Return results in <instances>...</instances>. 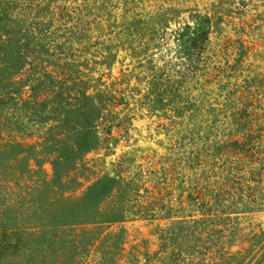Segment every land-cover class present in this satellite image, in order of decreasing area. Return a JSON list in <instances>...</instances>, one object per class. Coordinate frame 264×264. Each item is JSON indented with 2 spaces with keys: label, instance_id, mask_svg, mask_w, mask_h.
I'll return each mask as SVG.
<instances>
[{
  "label": "rangeland",
  "instance_id": "obj_1",
  "mask_svg": "<svg viewBox=\"0 0 264 264\" xmlns=\"http://www.w3.org/2000/svg\"><path fill=\"white\" fill-rule=\"evenodd\" d=\"M58 5L100 140L0 50V264H264V0Z\"/></svg>",
  "mask_w": 264,
  "mask_h": 264
},
{
  "label": "trees",
  "instance_id": "obj_2",
  "mask_svg": "<svg viewBox=\"0 0 264 264\" xmlns=\"http://www.w3.org/2000/svg\"><path fill=\"white\" fill-rule=\"evenodd\" d=\"M58 1L66 0H0V22L5 23L7 19H16L24 23L23 35L20 38L12 37L9 34L10 31L6 32L3 25H0V31L6 32L3 35L5 38H0V50H3L2 61L5 62L7 75L23 72L27 70L25 68L29 64L33 76L28 75L26 80H33L32 90H36L40 96H42L41 93L43 94L42 100H45L43 108L48 106V100H46L48 98L56 104L55 110L60 108L62 102H65L63 108H66L67 120L71 112H76L84 124L83 133L77 141L78 147L91 148L100 140L96 134V122L101 112L94 101L95 94L89 92L91 86L83 80L87 74L82 66L88 64L89 58L84 55L81 60L79 56L72 55L74 49L69 41L74 40L73 38L79 36L81 32L74 30V27L66 21L56 25L52 19H40L51 12L57 13V10L62 12L65 5H58L56 9L50 7ZM26 34L28 36L23 37ZM28 50L35 53V56L33 55L35 61L28 59ZM75 50L78 49L75 48ZM36 67L39 72L37 74H35ZM21 80H23L22 77L8 78L6 82L9 84V90L7 89L5 94L14 98L15 94L21 90V87L19 89ZM0 84V89L3 90L6 83L2 81ZM111 179L108 180V186L112 182Z\"/></svg>",
  "mask_w": 264,
  "mask_h": 264
}]
</instances>
